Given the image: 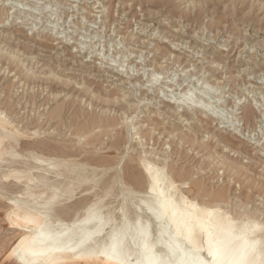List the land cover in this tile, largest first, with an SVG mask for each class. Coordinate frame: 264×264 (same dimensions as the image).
Returning a JSON list of instances; mask_svg holds the SVG:
<instances>
[{"label":"rangeland","instance_id":"1","mask_svg":"<svg viewBox=\"0 0 264 264\" xmlns=\"http://www.w3.org/2000/svg\"><path fill=\"white\" fill-rule=\"evenodd\" d=\"M140 158L264 240V0H0V264H20L15 203L88 197L119 226L146 184H102Z\"/></svg>","mask_w":264,"mask_h":264},{"label":"bare ground","instance_id":"2","mask_svg":"<svg viewBox=\"0 0 264 264\" xmlns=\"http://www.w3.org/2000/svg\"><path fill=\"white\" fill-rule=\"evenodd\" d=\"M247 108L245 112L254 116L253 107ZM113 122L106 120L109 126ZM154 163L140 158L142 168L129 164L126 181L109 180L102 184L103 190L108 191L127 184L134 193L146 184L141 204L131 214L122 212L119 226L101 214L99 202H88V197L57 210L54 216L50 213L53 203L40 211L36 206L11 200L15 207L7 214L10 226L23 232L12 255L20 264H264L263 227L249 220V214L245 212L249 222L246 224L240 218L243 214L235 218L236 214L222 210L217 206L220 204L207 205L190 199L184 189L198 184L193 182L190 187L184 182L177 186L173 177ZM173 171L178 177L191 176L190 170L174 167ZM72 172L82 183L91 181L78 171ZM70 184L74 181H66L53 200L61 196L58 193L71 192Z\"/></svg>","mask_w":264,"mask_h":264}]
</instances>
